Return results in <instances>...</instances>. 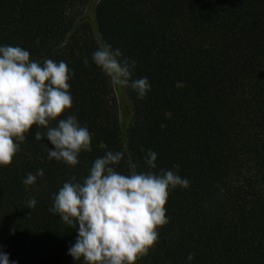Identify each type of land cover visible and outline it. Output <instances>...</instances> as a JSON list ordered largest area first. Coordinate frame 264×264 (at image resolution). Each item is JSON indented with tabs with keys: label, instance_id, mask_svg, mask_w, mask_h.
<instances>
[{
	"label": "trees",
	"instance_id": "trees-1",
	"mask_svg": "<svg viewBox=\"0 0 264 264\" xmlns=\"http://www.w3.org/2000/svg\"><path fill=\"white\" fill-rule=\"evenodd\" d=\"M0 45L66 62L73 104L61 118L92 134L72 167L49 160L54 146L33 125L0 166V250L12 261L83 264L68 255L77 229L49 208L64 182L120 151L118 172L171 169L190 182L169 193V222L135 264H264V0H0ZM107 45L136 62L132 79L148 78L143 99L92 62Z\"/></svg>",
	"mask_w": 264,
	"mask_h": 264
},
{
	"label": "clouds",
	"instance_id": "clouds-1",
	"mask_svg": "<svg viewBox=\"0 0 264 264\" xmlns=\"http://www.w3.org/2000/svg\"><path fill=\"white\" fill-rule=\"evenodd\" d=\"M92 62L119 87H131L143 99L151 90L147 77L132 79L136 62L124 57L111 45L92 53ZM85 65L88 60L85 59ZM74 73L66 62L30 60L28 50L20 46L0 45V166L12 163L33 125L35 140L47 137L54 148H47L49 160L75 167L82 152H91L92 134L75 115L61 118L73 104L68 82ZM43 130V131H42ZM124 153L108 151L94 160L83 181L75 176L63 183L53 197L49 211L70 228L77 229L75 243L68 255L83 264H135L148 255L159 240L158 228L169 222L166 203L169 193L187 188L189 180L171 169L132 172L115 170ZM157 153L148 150L145 163L157 168ZM43 177L39 169L28 173L25 185ZM35 197L27 207L36 206ZM189 262L194 254L187 256ZM0 264H17L0 250Z\"/></svg>",
	"mask_w": 264,
	"mask_h": 264
}]
</instances>
